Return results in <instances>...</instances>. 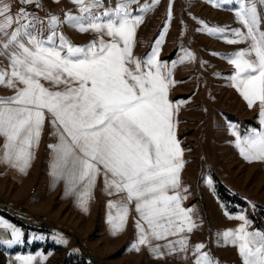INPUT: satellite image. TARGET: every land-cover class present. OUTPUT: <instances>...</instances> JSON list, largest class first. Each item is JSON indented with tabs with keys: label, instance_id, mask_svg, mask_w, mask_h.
<instances>
[{
	"label": "snow or ice",
	"instance_id": "1",
	"mask_svg": "<svg viewBox=\"0 0 264 264\" xmlns=\"http://www.w3.org/2000/svg\"><path fill=\"white\" fill-rule=\"evenodd\" d=\"M71 2L79 15L66 13L63 21L51 15L44 22L23 7L13 15L9 0H0V56L8 61L0 67V87L13 92L0 97V163L26 174L48 119L57 138L48 146L54 153L51 175L65 180L83 211L102 176L106 194L118 197L107 205L113 235L124 230L129 206L134 205L138 219L133 250L146 246L157 257L191 251L194 264H217L203 251V243L191 246L186 235L198 225L192 209L182 207L180 173L185 162L175 134L180 105L169 100L176 83L172 69L158 58L164 33L141 59L134 48L144 17L133 15L131 8L138 0H117L114 8L99 13L102 0ZM158 3L151 0L139 11ZM258 5L264 6V0H240L235 15L246 32L235 29L234 38H226L229 44L249 42L228 59L236 70L231 86L249 108L258 102L260 109L262 130L243 138L232 132L240 155L249 162L264 161V31ZM167 15L170 19L171 3ZM61 23L92 32L96 39L73 45L56 31ZM205 29L213 35L225 31L206 25ZM45 30L50 34L43 37ZM194 59L187 52L181 62ZM230 218L241 221L239 227L218 236L225 245L237 247L242 264H264V232L249 231L250 222L243 215ZM0 227L11 230L12 238L4 243L19 242L15 228L3 222ZM17 259L19 264H33L35 258Z\"/></svg>",
	"mask_w": 264,
	"mask_h": 264
},
{
	"label": "rangeland",
	"instance_id": "2",
	"mask_svg": "<svg viewBox=\"0 0 264 264\" xmlns=\"http://www.w3.org/2000/svg\"><path fill=\"white\" fill-rule=\"evenodd\" d=\"M58 1L37 0L36 3L21 4L20 0H9L17 3L16 10H11L13 15L23 7L30 16L44 22L51 15L63 21L66 13L80 14L76 6ZM116 3L117 0H102L103 6L97 11L114 8ZM169 3L170 19L167 15ZM214 3L219 6H213ZM144 4H151V0H138L131 5L133 15L144 17L137 29L134 55L146 58L164 33L158 58L172 69V79L176 82L170 90L169 100L180 105L175 134L185 162L180 173L182 193L191 202L199 204L205 216L211 214L210 233L214 227L220 226L218 233H222L227 230V223L241 222L230 218L239 215L250 222L249 231L264 232V161L245 160L232 135L235 131L243 138L262 130L258 102L249 108L231 86L236 70L228 59L249 46V42H226V38H234L232 30L246 32L235 15L240 0H228L227 3L221 0H159L149 11L141 13L139 9ZM257 11L261 16L260 30L264 31V6L258 5ZM205 25L225 31L209 34ZM56 31L77 46L96 39L94 33H81L68 23L59 24ZM48 34L50 32L45 30L43 37ZM187 52L195 59L181 62ZM218 185L222 186L224 195L238 198L240 202L224 201L218 194ZM33 192L34 188H31L30 194ZM0 199L4 200L0 203V215L4 217H8L3 211L7 203L22 208L19 216L12 218L20 240L11 245L0 242V264H19L17 257L26 256L35 258L33 264H143L142 252L128 249L121 240H108L100 218H96L89 229L84 224L83 230L79 231L73 225L60 220L53 222L46 216L26 217L23 215L26 200L17 202L9 192L0 190ZM212 235L207 236V243L215 242L220 258L233 262L234 246L225 245L221 237L217 235L213 239ZM219 256L212 257L219 259Z\"/></svg>",
	"mask_w": 264,
	"mask_h": 264
},
{
	"label": "crops",
	"instance_id": "3",
	"mask_svg": "<svg viewBox=\"0 0 264 264\" xmlns=\"http://www.w3.org/2000/svg\"><path fill=\"white\" fill-rule=\"evenodd\" d=\"M58 2H63L64 4L70 6H76L71 2V0H59ZM16 6L17 3H11V10L15 11ZM7 63V58L0 56V67H6ZM12 94L13 92L11 89L0 87V97H7ZM177 121L178 117L175 116L176 126ZM2 142L3 140L0 138V144H2ZM55 143H57V138L54 135V129L49 120L46 119L39 145L34 149V158L31 161V165L27 169L26 174L19 172L17 169L12 168L7 164L0 163V190L9 192L10 196L17 202L26 200L23 215L28 218L35 219L36 217L46 216L53 222H55V220H60L63 223L73 225L79 231L83 230L84 224L86 229H89L94 225L96 218H100L103 220L102 227H105L106 229L105 234L108 240H121L123 241L122 245H128V249L131 250L132 244L135 243L137 239L135 222L138 219V214L135 212L134 205L129 206V217L124 230L116 235H113L108 223V214L110 210L107 205L110 200H116L118 197L106 194L104 191L103 178L101 176L97 179L95 188L92 191V196L87 204V211H83L79 206L77 196L68 191L65 180L56 179L51 175L54 153L48 146ZM31 188H34L33 194H30ZM181 195L184 196L182 191ZM2 202H4V200L0 199V203ZM182 207L185 209H192V218L198 225V227L191 233H186L189 245L194 246L196 244L203 243L205 245L203 251L208 252L211 257H218L220 251L215 248V242L207 243V236L212 233L213 239L215 236L217 237L218 230L221 229L220 226H213L214 230L210 233L211 225L209 218H211V214L209 213V216H205L206 214L201 211L200 205L191 202L188 197H185V199L182 200ZM111 211L112 214L115 215V210L113 209ZM12 218L13 217L11 216L4 217V215H0V222L10 225L19 232L18 227L13 223ZM86 222L88 223L86 224ZM240 223L241 222L235 221L234 223H227V230L236 229L239 227ZM11 238V230H6L0 227L1 243L5 245L7 243H4V241L10 240ZM170 239H175V237ZM153 243H160L162 245L164 241H153ZM212 249L218 251H213L214 253H212ZM137 252H142V257L145 258L143 264H194V256L191 251L188 253H178L172 255L165 254L157 257L151 253L146 246H141L140 250ZM213 259L217 262V264H242V259L238 254L237 247L235 246L233 262L222 260L220 256L219 259Z\"/></svg>",
	"mask_w": 264,
	"mask_h": 264
},
{
	"label": "built area",
	"instance_id": "4",
	"mask_svg": "<svg viewBox=\"0 0 264 264\" xmlns=\"http://www.w3.org/2000/svg\"><path fill=\"white\" fill-rule=\"evenodd\" d=\"M22 208L18 207L14 203H7L6 206L3 208L4 213L7 216L16 217L19 216L21 213Z\"/></svg>",
	"mask_w": 264,
	"mask_h": 264
},
{
	"label": "trees",
	"instance_id": "5",
	"mask_svg": "<svg viewBox=\"0 0 264 264\" xmlns=\"http://www.w3.org/2000/svg\"><path fill=\"white\" fill-rule=\"evenodd\" d=\"M222 186L218 185L217 186V191H218V194L220 195V197L224 200V201H229L231 203H239L240 200L238 198H235V197H229L227 195H224L223 191L221 190ZM82 264H86V263H82Z\"/></svg>",
	"mask_w": 264,
	"mask_h": 264
}]
</instances>
